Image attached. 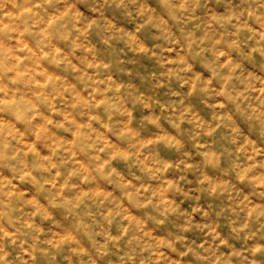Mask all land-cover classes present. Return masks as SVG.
<instances>
[{"label":"clouds","instance_id":"9594fccd","mask_svg":"<svg viewBox=\"0 0 264 264\" xmlns=\"http://www.w3.org/2000/svg\"><path fill=\"white\" fill-rule=\"evenodd\" d=\"M0 264H264V0H0Z\"/></svg>","mask_w":264,"mask_h":264}]
</instances>
